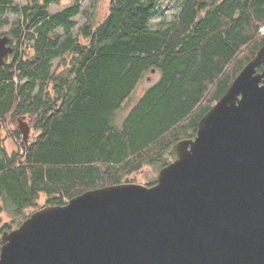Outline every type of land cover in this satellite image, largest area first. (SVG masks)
<instances>
[{
  "label": "trees",
  "instance_id": "1",
  "mask_svg": "<svg viewBox=\"0 0 264 264\" xmlns=\"http://www.w3.org/2000/svg\"><path fill=\"white\" fill-rule=\"evenodd\" d=\"M56 1L0 0L16 38L14 59L0 67V131L28 118L37 132L25 143L9 131L11 151L0 138V211L12 218L0 247L28 207L63 205L167 165L264 44V0H177L170 19L158 0H110L99 21L94 5L51 12ZM153 72L159 79L136 99Z\"/></svg>",
  "mask_w": 264,
  "mask_h": 264
},
{
  "label": "water",
  "instance_id": "2",
  "mask_svg": "<svg viewBox=\"0 0 264 264\" xmlns=\"http://www.w3.org/2000/svg\"><path fill=\"white\" fill-rule=\"evenodd\" d=\"M263 61L264 44L155 183L40 207L1 234L0 264H264ZM17 127L27 143L30 126Z\"/></svg>",
  "mask_w": 264,
  "mask_h": 264
},
{
  "label": "rangeland",
  "instance_id": "3",
  "mask_svg": "<svg viewBox=\"0 0 264 264\" xmlns=\"http://www.w3.org/2000/svg\"><path fill=\"white\" fill-rule=\"evenodd\" d=\"M77 0H57L54 3H51L49 6V9L51 12H57L67 6L73 5L76 3ZM27 0H13V5L16 4H24L26 3ZM109 2L110 0H78L77 4L82 8V9H88L91 5H94L93 7L91 6V9L94 10V17L96 21H99L103 19L108 11L109 7ZM157 9L158 11L163 10V14L165 15L166 18L170 19L173 15L174 12L177 10V0H158L157 2ZM9 20H13L15 16L13 15H8ZM160 18V15H155L152 19V21H157ZM77 21L79 24H82L84 22L83 18L77 17ZM4 31V30H3ZM264 34V33H263ZM160 73L159 72H153L150 75H146L144 79L141 81L138 90H137V95L136 99L140 96V94L151 84L156 82L159 79ZM132 104V103H131ZM130 104V105H131ZM129 109V107L126 108L124 112L120 114V116H123L125 112ZM21 123H27L30 126V135H28L29 139H33L35 135L37 134L36 130L33 128V124H31V121L28 118H20ZM18 121H15L14 123L9 124L8 130L2 128L0 131V138L5 144L6 148L11 151L16 148L15 141L13 138L10 136V132L14 129H18L17 127ZM10 131V132H9ZM21 132V131H20ZM22 137V136H21ZM159 167L157 165H150V166H145L141 171L139 172H134L131 175L127 177L129 182H135V183H141V184H149L153 182V180H156V176L158 173ZM40 205L45 204V197L41 196L38 202ZM27 212L32 213V208L28 207L26 209ZM11 216L8 215L7 212L5 211H0V228L2 224L5 222H10L11 221ZM17 227V226H15Z\"/></svg>",
  "mask_w": 264,
  "mask_h": 264
},
{
  "label": "flooded vegetation",
  "instance_id": "4",
  "mask_svg": "<svg viewBox=\"0 0 264 264\" xmlns=\"http://www.w3.org/2000/svg\"><path fill=\"white\" fill-rule=\"evenodd\" d=\"M4 1H10V0H4ZM7 6H9V4H7ZM9 14L12 15L11 13ZM9 14L3 16L0 19V38L5 37L6 38L5 46L12 47L13 50L11 52L4 54V56L2 57V62L0 63V67L4 66L5 64H9L15 57L16 38L13 35V33H11V27H12L13 20H9L8 18ZM28 135H30V133ZM29 140L31 139H29L28 137V141Z\"/></svg>",
  "mask_w": 264,
  "mask_h": 264
},
{
  "label": "built area",
  "instance_id": "5",
  "mask_svg": "<svg viewBox=\"0 0 264 264\" xmlns=\"http://www.w3.org/2000/svg\"><path fill=\"white\" fill-rule=\"evenodd\" d=\"M262 33H264V29H262Z\"/></svg>",
  "mask_w": 264,
  "mask_h": 264
}]
</instances>
